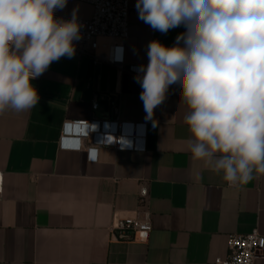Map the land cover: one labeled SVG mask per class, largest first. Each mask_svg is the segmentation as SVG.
<instances>
[{
  "label": "crops",
  "instance_id": "0c3cea01",
  "mask_svg": "<svg viewBox=\"0 0 264 264\" xmlns=\"http://www.w3.org/2000/svg\"><path fill=\"white\" fill-rule=\"evenodd\" d=\"M135 3L129 0L122 69L89 56L61 58L32 81L35 108L0 115V264H213L226 257L229 234L264 235V174L229 187L191 160L178 85L147 117L127 66L147 64L150 41L171 46L185 29L153 31ZM74 8L78 18L91 16L79 0H68L61 14L71 17ZM110 42L100 38V51ZM110 100L118 120L145 124L143 152L99 147L89 162L83 148L59 147L64 122L112 119ZM123 218L147 219V240L112 233Z\"/></svg>",
  "mask_w": 264,
  "mask_h": 264
},
{
  "label": "clouds",
  "instance_id": "9594fccd",
  "mask_svg": "<svg viewBox=\"0 0 264 264\" xmlns=\"http://www.w3.org/2000/svg\"><path fill=\"white\" fill-rule=\"evenodd\" d=\"M67 4L0 0V115L35 108L32 81L74 58L78 9L67 20L55 16ZM135 8L153 31L185 29L171 46L150 41L147 64L134 69L147 117L178 85L191 160L229 187L264 174V0H136Z\"/></svg>",
  "mask_w": 264,
  "mask_h": 264
},
{
  "label": "built area",
  "instance_id": "2783aa9c",
  "mask_svg": "<svg viewBox=\"0 0 264 264\" xmlns=\"http://www.w3.org/2000/svg\"><path fill=\"white\" fill-rule=\"evenodd\" d=\"M92 7L91 16L87 19L78 18L82 24V39L76 42V55L89 56L94 64L105 63L123 68L124 41L129 37L128 11L129 0H79ZM55 16L65 20L61 11ZM108 38L111 42L105 50L100 51L99 39ZM139 65H128L127 71L136 75L135 68ZM97 102H92V109H97ZM109 111L113 116L110 120H89L64 122L59 137V147L68 150L83 148L89 162L97 160L99 147H110L120 151L145 150V124L120 121L117 118V102L110 100ZM89 142L83 147L85 141ZM143 197V196H141ZM110 231L120 239L147 240L151 230L147 219L123 218L115 219ZM258 258H264V235L257 230L249 234H229L227 239V255L216 259L213 264H254Z\"/></svg>",
  "mask_w": 264,
  "mask_h": 264
}]
</instances>
